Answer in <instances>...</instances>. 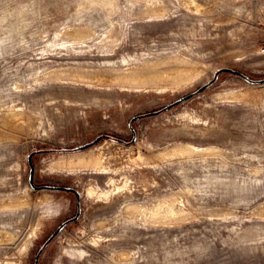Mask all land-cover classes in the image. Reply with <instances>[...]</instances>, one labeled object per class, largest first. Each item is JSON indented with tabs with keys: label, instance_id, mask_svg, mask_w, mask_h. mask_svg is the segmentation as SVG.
Returning a JSON list of instances; mask_svg holds the SVG:
<instances>
[{
	"label": "rangeland",
	"instance_id": "rangeland-1",
	"mask_svg": "<svg viewBox=\"0 0 264 264\" xmlns=\"http://www.w3.org/2000/svg\"><path fill=\"white\" fill-rule=\"evenodd\" d=\"M220 69L264 0H0V264H264V84L181 101Z\"/></svg>",
	"mask_w": 264,
	"mask_h": 264
},
{
	"label": "water",
	"instance_id": "water-1",
	"mask_svg": "<svg viewBox=\"0 0 264 264\" xmlns=\"http://www.w3.org/2000/svg\"><path fill=\"white\" fill-rule=\"evenodd\" d=\"M220 73H234V74H237L238 76L242 77L244 80H246V81L249 82V83H252V84H264V79H263V80H259V81H253V80H250L249 78H247L246 76H244L243 74L237 73V72L232 71V70H230V69H220V70H218L217 72L214 73L213 78H212L211 81H209V83H207L206 85L202 86V87H201V88H200L195 94H192V95L186 97L185 99H182L181 101H184V100H186V99H189V98L193 97L194 95H197V94L201 93L202 91H204L209 85L213 84V83L216 81V79H217V77H218V75H219ZM181 101H177V102H175V103H173V104H171V105L165 107V108L162 109L161 111L154 112V113H152V115H157V114H159V113H161V112L167 111V110H169L170 108H172L173 106H175L176 104H178V103L181 102ZM146 116H148V115H146ZM137 118H140V117H137ZM133 120H135V119H133ZM98 140H100V138H98L95 142H97ZM33 155H34V153H32V154L29 156V162H30V158H31V156H33ZM30 166H31V172H30L29 184H30L33 188H36V187L33 185V181H32V165H31V163H30ZM41 189H53V190H57V191L71 192V193H74V194L78 197V193H77L74 189H71V188H49V187H42ZM51 239H52V237H51ZM51 239H50V240H51ZM50 240H48L46 244H48V243L50 242ZM46 244H45V245H46Z\"/></svg>",
	"mask_w": 264,
	"mask_h": 264
}]
</instances>
